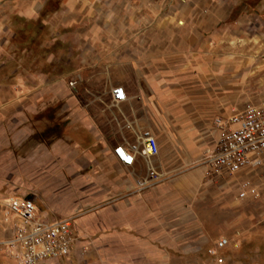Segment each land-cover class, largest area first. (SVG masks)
<instances>
[{
    "label": "rangeland",
    "instance_id": "rangeland-1",
    "mask_svg": "<svg viewBox=\"0 0 264 264\" xmlns=\"http://www.w3.org/2000/svg\"><path fill=\"white\" fill-rule=\"evenodd\" d=\"M7 1L14 9L4 19L9 31L0 29L5 45L0 82L10 84L19 46L29 56L32 39L47 32L39 19L28 17L20 26L13 13L19 0ZM66 1L39 0L38 17H53ZM206 1L225 17L209 32L194 14L203 0H70L69 14L54 15V23L66 19L72 24L59 33L68 39L63 55L86 57L88 78L80 87L94 91L81 93L84 100L115 110L100 89L126 83L137 100L145 101L148 130L159 147L152 163L160 176L149 186L180 180L192 186L191 204L174 207L173 222L167 219L171 237L148 239L160 252L151 253L142 247L146 238L136 243L131 232L113 224L109 206L77 205L80 186H38V176L29 172V144L17 143L8 115L5 133H0V264H20L6 243L16 224L6 208L12 195L31 199L40 215L71 219L70 256L51 264H216L208 250L221 238L226 240L219 252L223 264H264V158L258 167L235 174L213 172L203 160L216 138L213 120L225 109L213 110L207 88H232L235 104L264 98V0ZM246 187L254 192L240 197ZM169 209L166 204V217Z\"/></svg>",
    "mask_w": 264,
    "mask_h": 264
},
{
    "label": "crops",
    "instance_id": "crops-1",
    "mask_svg": "<svg viewBox=\"0 0 264 264\" xmlns=\"http://www.w3.org/2000/svg\"><path fill=\"white\" fill-rule=\"evenodd\" d=\"M38 1L19 0L17 10L13 12L17 14L20 26L28 17L39 19L41 28L47 33L44 37L32 39L34 42L29 56L22 55L25 49L19 46L21 54L15 59L11 75L13 82H0V133H5L6 117L11 115L17 143L29 144V172L38 176V186H80L77 190L83 194L74 200L77 205L109 206L113 224L131 232V238L136 243L146 238L142 247L158 254L160 251L150 241L171 237L172 231L166 230L167 219L173 222L174 207L182 209L191 204L192 186H184L180 180L170 186L138 188L136 182L146 175L147 162L137 156L131 166L121 167L112 149L117 143L133 141L134 132L150 128L145 101L137 100L126 83L100 89L115 110L106 108L95 99L84 100L81 93L94 91L93 88L80 87L82 81L88 78L86 57L82 53L77 56L63 55L62 48L68 39L59 33L63 29L68 30L72 24L66 19L54 23L56 15L63 17L70 13V0L62 3L55 16L42 19L39 13L43 7L38 5ZM204 1L195 8L194 14L200 16L199 22L204 23L209 32L225 17H220L217 6H208V1ZM7 2L0 0V22L6 26L0 29L5 32L9 29L4 19L13 8ZM168 2L170 0H166ZM81 11V15H85L82 7ZM254 11L259 13V9ZM77 20V30L83 29L79 18ZM4 47L0 40V50ZM57 50L60 54L55 55L53 52ZM118 85L124 88L127 98L114 104L110 100L111 89ZM227 89L225 91L214 85L207 88V93L213 94V110L225 106L224 113L217 114L227 115L231 109L244 106L243 100L231 103L235 98L230 97L232 88ZM155 158L151 163L155 162ZM153 166L157 170V165ZM166 204L170 208L169 217L164 213ZM48 207L53 211L51 206Z\"/></svg>",
    "mask_w": 264,
    "mask_h": 264
},
{
    "label": "built area",
    "instance_id": "built-area-1",
    "mask_svg": "<svg viewBox=\"0 0 264 264\" xmlns=\"http://www.w3.org/2000/svg\"><path fill=\"white\" fill-rule=\"evenodd\" d=\"M126 98L122 86L111 89L112 103L123 102ZM213 121L216 138L203 155L210 170L235 174L261 164L264 158V98L257 103H247L241 109H231L227 115L217 116ZM133 134V141L117 143L112 152L116 161L123 166H131L137 156L147 162L146 175L136 182L138 188L142 189L160 176L151 163L158 155L159 147L150 130L142 129ZM247 192L253 193L254 190L242 188L239 196L243 197ZM6 208L16 218L13 235L6 243L20 264H51L53 260L57 262L70 256L74 240L71 219L40 215L31 199L13 195L7 198ZM225 246L226 240L221 238L208 250L216 264H223L219 252Z\"/></svg>",
    "mask_w": 264,
    "mask_h": 264
},
{
    "label": "trees",
    "instance_id": "trees-1",
    "mask_svg": "<svg viewBox=\"0 0 264 264\" xmlns=\"http://www.w3.org/2000/svg\"><path fill=\"white\" fill-rule=\"evenodd\" d=\"M21 31V30H20Z\"/></svg>",
    "mask_w": 264,
    "mask_h": 264
}]
</instances>
